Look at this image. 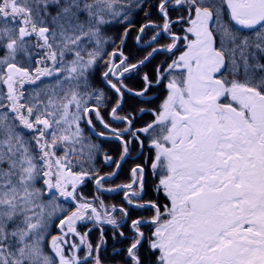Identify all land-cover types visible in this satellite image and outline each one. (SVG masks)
<instances>
[{
  "label": "snow or ice",
  "instance_id": "obj_1",
  "mask_svg": "<svg viewBox=\"0 0 264 264\" xmlns=\"http://www.w3.org/2000/svg\"><path fill=\"white\" fill-rule=\"evenodd\" d=\"M0 264H264V0H0Z\"/></svg>",
  "mask_w": 264,
  "mask_h": 264
}]
</instances>
